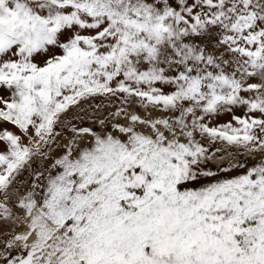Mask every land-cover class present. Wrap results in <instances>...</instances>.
<instances>
[{"label": "snow or ice", "instance_id": "obj_1", "mask_svg": "<svg viewBox=\"0 0 264 264\" xmlns=\"http://www.w3.org/2000/svg\"><path fill=\"white\" fill-rule=\"evenodd\" d=\"M0 264H264V0H0Z\"/></svg>", "mask_w": 264, "mask_h": 264}]
</instances>
